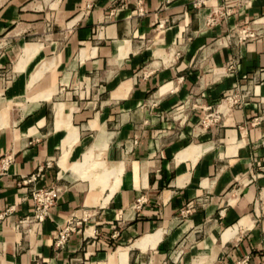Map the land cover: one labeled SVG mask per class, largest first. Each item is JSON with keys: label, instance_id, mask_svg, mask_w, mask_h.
I'll return each mask as SVG.
<instances>
[{"label": "crops", "instance_id": "obj_1", "mask_svg": "<svg viewBox=\"0 0 264 264\" xmlns=\"http://www.w3.org/2000/svg\"><path fill=\"white\" fill-rule=\"evenodd\" d=\"M197 1L0 0V264L264 263V34L228 38L264 0L210 25L224 0Z\"/></svg>", "mask_w": 264, "mask_h": 264}, {"label": "built area", "instance_id": "obj_2", "mask_svg": "<svg viewBox=\"0 0 264 264\" xmlns=\"http://www.w3.org/2000/svg\"><path fill=\"white\" fill-rule=\"evenodd\" d=\"M130 1V0H123ZM251 3V0H224L221 6L213 8L210 14L207 16V24H213L218 18H228L237 9L247 6ZM204 4V0H198L194 5L200 7ZM140 6V1H138ZM144 14L143 8L137 9V15L142 16ZM264 34V23L252 22L247 26H243L238 30L228 35V38L236 36L239 41H246L255 39ZM247 97L245 94H232L227 98V102L231 105L241 104ZM13 159L11 156H4L0 160V178L5 176L12 164ZM43 168H39L36 174L31 175L28 178H24L20 181L21 186L29 185L40 177ZM63 192L61 187L51 186L49 188H38L33 189L30 193V198L33 202V211L31 215H28L12 226L13 231L18 235H27L34 232L49 216V212L55 205L57 199ZM141 202H137L136 207L139 208ZM12 213V208H7L3 213L0 214V220L5 219ZM88 219L87 214L80 216L72 215L66 222L65 226L60 228L53 237V246L55 248H62L74 234H79L85 226ZM249 258L245 257L235 264H248ZM264 264V263H263Z\"/></svg>", "mask_w": 264, "mask_h": 264}]
</instances>
